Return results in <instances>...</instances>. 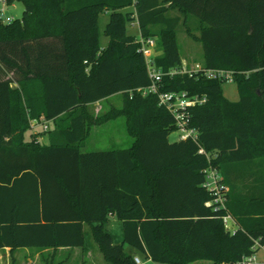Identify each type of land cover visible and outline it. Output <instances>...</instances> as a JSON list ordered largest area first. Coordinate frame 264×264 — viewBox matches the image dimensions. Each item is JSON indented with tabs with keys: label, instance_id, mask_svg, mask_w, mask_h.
<instances>
[{
	"label": "trees",
	"instance_id": "trees-1",
	"mask_svg": "<svg viewBox=\"0 0 264 264\" xmlns=\"http://www.w3.org/2000/svg\"><path fill=\"white\" fill-rule=\"evenodd\" d=\"M17 1L20 18L0 21V249L82 246L83 223L110 264H136L125 244L161 264H230L264 244V0ZM132 20L160 50L157 68L180 66V24L201 44L203 66L233 71L235 101L219 80L162 76L160 90L206 96L187 111L195 139L169 141L172 115L137 90L150 80L125 28ZM112 93L121 105L94 116L87 105ZM117 116L129 147L80 150L92 125ZM32 118L48 120V130L24 141ZM210 166L227 188L224 208L209 204ZM108 215L122 225L119 242Z\"/></svg>",
	"mask_w": 264,
	"mask_h": 264
},
{
	"label": "built area",
	"instance_id": "built-area-1",
	"mask_svg": "<svg viewBox=\"0 0 264 264\" xmlns=\"http://www.w3.org/2000/svg\"><path fill=\"white\" fill-rule=\"evenodd\" d=\"M7 1L0 0V21L2 23H10L14 17L5 15V6ZM132 25V24H131ZM138 43V51L144 56V62H146V70L149 78V83L143 88H138L143 93H153L157 96V104L164 107L173 117L175 131L178 132V139H195L197 135V129L191 127L188 124L187 111L188 108L196 104H201L206 100L205 95H199L197 93H187L185 90L176 91H164L160 90L162 76L163 75H175V73L186 74L187 76H202L206 79H216L224 82H233V71L226 68H212L205 67L201 62H191L186 64L181 62L180 66L163 71L157 68L153 61L152 56L154 55L155 43L151 37H141L140 35L136 38ZM48 120L43 118L29 120V127L31 125H38L41 131L48 130ZM205 179L203 186L211 191L213 194L209 204H213L214 208H224L225 194L227 188L221 182V175L214 167H208L205 169ZM221 221L224 228L227 231H233L235 228L234 220L229 213H224L221 216ZM261 249L264 252V244L259 245L257 241H254L251 246V252L242 256L239 260L234 261L230 264H259L257 258V250ZM133 260L136 264L139 263V258L133 256ZM118 264V263H117Z\"/></svg>",
	"mask_w": 264,
	"mask_h": 264
},
{
	"label": "rangeland",
	"instance_id": "rangeland-1",
	"mask_svg": "<svg viewBox=\"0 0 264 264\" xmlns=\"http://www.w3.org/2000/svg\"><path fill=\"white\" fill-rule=\"evenodd\" d=\"M23 11V5L20 1L14 0L11 4H7L5 6V15L14 18H20L21 13ZM98 26H99V46H104L107 42V37L103 34L104 24L108 20V12L99 13ZM125 28L128 33L133 34L135 37L139 36V30L137 27L131 26L129 22H126ZM177 44L179 45V55L180 60L183 63L190 64L191 62H200L202 49L198 42L194 41L192 38H189L184 31V28L181 26H177L176 30ZM156 47V46H155ZM156 52V51H155ZM154 52V53H155ZM221 92L223 96L227 99L235 101L238 98V93L236 91V85L234 82H224L221 85ZM122 100V95L115 94V96L111 97V100L108 102H102V111H105L110 104L115 106H120ZM40 127L38 125H31V127L27 128L23 134L24 141H29L32 137L33 133H40ZM178 132L173 131L168 135V140L173 141L177 139ZM132 138L127 135L125 127H124V118L122 116L116 117L112 121L99 124L92 127L88 137L85 139L83 146L81 147V151L91 152L97 150H107L113 148H126L131 144ZM113 233V236L116 238L117 231L113 228L110 229ZM114 239V238H113ZM93 242V241H92ZM93 244H95L93 242ZM124 250L132 253V249L125 244ZM21 251V248L18 249V254ZM97 256L99 257V261L97 264H110L104 257H102V253L99 252L98 247L96 245ZM141 259V264H161L159 262H155L152 260L147 261L141 253L136 254ZM257 258L258 260H262L261 264H264V252L261 249L257 250ZM206 261L197 259L195 261L190 262L189 264H204Z\"/></svg>",
	"mask_w": 264,
	"mask_h": 264
},
{
	"label": "crops",
	"instance_id": "crops-1",
	"mask_svg": "<svg viewBox=\"0 0 264 264\" xmlns=\"http://www.w3.org/2000/svg\"><path fill=\"white\" fill-rule=\"evenodd\" d=\"M127 10L132 11L133 6H126L123 9H121L122 12H125ZM105 11L108 12V10H104L103 12H105ZM174 13L176 14V12H174ZM98 19H99V17H98ZM129 23L132 24L131 26L136 27V21L135 20H132ZM178 26H181V25L179 24ZM98 30H99V26H98ZM194 33L197 34L198 32L194 31ZM189 38H191V37H189ZM104 46H101V47L103 48ZM200 46H201V44H200ZM154 51H156L154 53V55H157L160 52V50L157 49L156 47L154 48ZM11 86L12 87L16 86V82H13L11 84ZM115 94H118V93H112L111 96L96 100L95 102L88 104L87 106L89 107V110L91 112H93V114L95 116L96 114L106 113L112 107L118 108L119 106H115L113 104H110V106L105 111L101 110L103 107L102 102H108L109 100H111V97L115 96ZM121 102H122V100H121ZM117 117H119V116H117ZM115 118L116 117L109 119V120H105L103 122L97 123L96 125L108 123ZM96 125H92L90 127L89 133L92 130V127H94ZM124 127H125V121H124ZM125 130H126V127H125ZM89 133H88V135H89ZM126 133H127V131H126ZM88 135H87V137H88ZM128 136H130V135H128ZM85 139H84V141H85ZM37 140H39L43 144H46L47 143V135H39V136H37ZM84 141H83V143H84ZM81 147H80V150H81ZM105 224H106L107 230L111 233L112 236H113V233L110 231V229L113 228L114 230L117 231L116 238L114 236H113V238H114L115 242H119L121 239V236H122V225L120 224V222L118 220H116L113 215H108V220ZM83 225H84L83 226L84 244L82 246L58 247L57 249L36 248V247L35 248H33V247H19V248H21V251L19 252V254H18L19 248H16L14 250H10V248L8 246H5V247L0 249V264H52V263H58V262H61L62 264H97V262L99 261L98 260L99 257L97 256L98 254L96 252V243L91 239L89 225H87L85 223H83ZM92 241L95 244H93ZM132 254H133V256H137L136 255L137 252H135L133 249H132ZM137 257L139 258L138 264H141L140 257L139 256H137ZM146 260L149 261L150 259H146ZM261 263H262V260L259 261V264H261Z\"/></svg>",
	"mask_w": 264,
	"mask_h": 264
}]
</instances>
